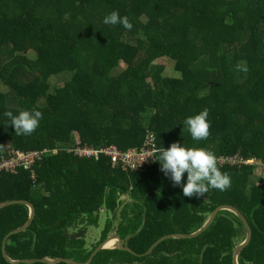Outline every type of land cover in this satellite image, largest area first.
<instances>
[{
    "label": "trees",
    "instance_id": "trees-1",
    "mask_svg": "<svg viewBox=\"0 0 264 264\" xmlns=\"http://www.w3.org/2000/svg\"><path fill=\"white\" fill-rule=\"evenodd\" d=\"M112 10L132 28L102 23ZM163 58L179 79L165 77L157 63ZM63 74L71 78L51 93V78ZM32 108L42 112L38 127L16 135L3 112ZM205 108L210 134L195 142L182 122ZM149 132L159 149L179 142L264 164V0H0V152L59 149L37 162L35 184L25 170L0 174V203L35 208L31 225L6 241L11 261L85 264L115 232L137 255L103 249L91 264H232L247 230L228 210L198 237L166 239L140 256L163 236L196 232L216 207L230 205L253 229L238 264H264V175L257 166L217 164L230 186L186 197L156 161L130 173L108 157L69 151L77 136L95 148L136 149ZM102 209L109 217L101 240L88 247L86 232L73 236L98 227ZM28 216L23 204L0 208V264H11L5 236Z\"/></svg>",
    "mask_w": 264,
    "mask_h": 264
},
{
    "label": "clouds",
    "instance_id": "clouds-1",
    "mask_svg": "<svg viewBox=\"0 0 264 264\" xmlns=\"http://www.w3.org/2000/svg\"><path fill=\"white\" fill-rule=\"evenodd\" d=\"M102 23L119 24L127 30L132 28L127 16L120 15L117 10L104 15ZM2 115L8 118L9 125L14 128L16 135L25 136L35 131L42 118V112L37 108L18 110L15 114L6 110ZM207 115L208 109L205 108L185 117L182 122L195 142L206 139L210 134ZM149 156L159 163L161 172L172 182V185L181 188L183 196L199 197L210 189L223 191L230 186V177L221 172L214 154L206 148L185 147L179 142H173L166 149L164 147L157 149L155 155Z\"/></svg>",
    "mask_w": 264,
    "mask_h": 264
},
{
    "label": "built area",
    "instance_id": "built-area-1",
    "mask_svg": "<svg viewBox=\"0 0 264 264\" xmlns=\"http://www.w3.org/2000/svg\"><path fill=\"white\" fill-rule=\"evenodd\" d=\"M159 149L156 143V137L153 132L146 134L143 145L136 149L121 150L116 145H109L103 147H92L84 143L79 136H77L76 144L69 149L78 157L88 159H100L105 156L110 159V164L113 168L120 167L124 171L130 173H144L152 168L154 160L149 155H155L156 150ZM59 149H43V150H28L22 151L12 147H6L0 152V174L13 173L16 174L20 170H25L29 174L31 183L35 184L37 177L35 166L44 155L57 154ZM145 158V159H144ZM219 166H251L258 167L257 172L259 176L264 175V164L256 156H244L243 154H220L216 157Z\"/></svg>",
    "mask_w": 264,
    "mask_h": 264
},
{
    "label": "water",
    "instance_id": "water-1",
    "mask_svg": "<svg viewBox=\"0 0 264 264\" xmlns=\"http://www.w3.org/2000/svg\"><path fill=\"white\" fill-rule=\"evenodd\" d=\"M10 204H23L25 206L28 207L29 209V216L27 221L24 223V225H22L20 228L15 229L11 232H9L4 240H3V256L4 259L11 264H36V263H40V264H60V263H67V264H81V263H77L74 262L72 260H68V259H58L55 261H51L48 259H42V260H22V261H11L8 258V255L6 253L5 250V244L7 239L14 234L20 233L22 231H24L29 225H31L34 217H35V208L32 204H30L29 202L26 201H22V200H17V201H9V202H4V203H0V208L6 206V205H10ZM222 210H228L230 212H232L236 217H238L240 219V221L243 222V224L246 227L247 230V238L246 240L242 243L236 246V248L233 249L232 251V264H238V255L240 254V252H242L252 241L253 238V229L248 221V219L245 217V215L240 212L239 210H237L236 208L230 206V205H221L215 208V210L211 213L208 221L196 232L191 233V234H171V235H166L161 237L159 240H157L148 250V252L140 255V256H146V255H150L151 252L153 251V249L162 241L166 240V239H170V238H175V239H191V238H196L198 237L201 233H203L214 221L216 214L219 211ZM86 232V229H84L83 231L79 232L78 234L74 235L73 237L75 238H79L81 237L84 233ZM110 240H115L117 242V245L114 248H118L120 250H124V251H128L130 253H132L133 255H137L134 251H132L130 248H128L125 243L123 242V240L116 234L113 233L110 236H108L106 238V240H104L101 244H99L96 249L93 251V253L90 256V259L85 263V264H91L94 256L101 250L103 249H110L107 245V242Z\"/></svg>",
    "mask_w": 264,
    "mask_h": 264
},
{
    "label": "rangeland",
    "instance_id": "rangeland-1",
    "mask_svg": "<svg viewBox=\"0 0 264 264\" xmlns=\"http://www.w3.org/2000/svg\"><path fill=\"white\" fill-rule=\"evenodd\" d=\"M33 53L29 54V56H32ZM158 64H162L165 66V69H166V72H165V77L167 78H174V79H179L180 78V75L178 73H176L174 71V67H173V61L172 60H169V59H166V58H163V59H160L157 61ZM122 67L124 68L125 65L122 64ZM71 78V75L69 74H63V75H60L58 77H53L51 78L50 80V83L52 84V92L53 93V90H55V88H59V87H63L64 84ZM146 78H148V83L149 85L152 87L153 86V83H152V79H151V76L148 75L146 76ZM237 82H240L242 81V78H237L236 79ZM109 217V214L106 212L105 209L101 210L99 212V226L98 227H95V226H87V231H86V243H87V246L88 247H92V245L90 244V242L94 244L98 243L100 240H101V237H102V231L104 229V226H105V223H106V220L107 218ZM72 232L74 230H71ZM116 246V245H115Z\"/></svg>",
    "mask_w": 264,
    "mask_h": 264
},
{
    "label": "crops",
    "instance_id": "crops-1",
    "mask_svg": "<svg viewBox=\"0 0 264 264\" xmlns=\"http://www.w3.org/2000/svg\"><path fill=\"white\" fill-rule=\"evenodd\" d=\"M122 199H125V200H126V197H123ZM102 210H103V209H102ZM86 231H87V229H86ZM71 232H72V231H71ZM113 233H115V232H111L110 235L113 234ZM110 235H109V236H110ZM90 244L93 245L92 242H90ZM115 245H117V242L114 240V243H113L111 246H109V248H110V249H113V248L115 247Z\"/></svg>",
    "mask_w": 264,
    "mask_h": 264
},
{
    "label": "bare ground",
    "instance_id": "bare-ground-1",
    "mask_svg": "<svg viewBox=\"0 0 264 264\" xmlns=\"http://www.w3.org/2000/svg\"><path fill=\"white\" fill-rule=\"evenodd\" d=\"M113 243H114V240H110V241L107 242V245H106V246L109 247V246H111Z\"/></svg>",
    "mask_w": 264,
    "mask_h": 264
}]
</instances>
